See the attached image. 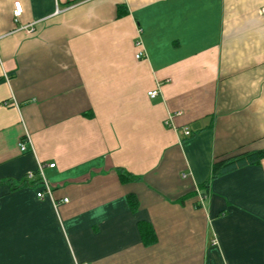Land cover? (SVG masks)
<instances>
[{
    "label": "crops",
    "instance_id": "0c3cea01",
    "mask_svg": "<svg viewBox=\"0 0 264 264\" xmlns=\"http://www.w3.org/2000/svg\"><path fill=\"white\" fill-rule=\"evenodd\" d=\"M263 8L0 0V264H264Z\"/></svg>",
    "mask_w": 264,
    "mask_h": 264
},
{
    "label": "trees",
    "instance_id": "16d2710c",
    "mask_svg": "<svg viewBox=\"0 0 264 264\" xmlns=\"http://www.w3.org/2000/svg\"><path fill=\"white\" fill-rule=\"evenodd\" d=\"M4 81L3 78H0V84ZM261 155L264 154H258V153H243L237 156H232L229 158L217 160L213 166H212V174L211 178H217L223 175H226L228 173H231L233 171H236L240 168H243L245 166L256 164L259 162ZM123 180H130L133 179V177L128 173H121L120 174ZM36 176H39L38 174H34V177L32 179H29L27 176L24 178L23 181H21L16 188H23L27 186H38L42 184V180L39 177V179H35ZM207 183L206 185H208Z\"/></svg>",
    "mask_w": 264,
    "mask_h": 264
},
{
    "label": "built area",
    "instance_id": "2783aa9c",
    "mask_svg": "<svg viewBox=\"0 0 264 264\" xmlns=\"http://www.w3.org/2000/svg\"><path fill=\"white\" fill-rule=\"evenodd\" d=\"M262 11L264 13V8L262 9ZM22 12H23V10H22L21 4L19 2H16L14 4V11H13V15H14V17H15L16 20L18 18H20V16L22 15ZM136 46L140 50L139 53L137 54L136 58L137 59H142L145 56V52H144V50L142 48L141 42H138L136 44ZM148 96H149L150 99H155L158 96V91H152V92L148 93ZM185 135L186 136H189L190 135V132L189 131H186L185 132ZM25 150H26V148H25L24 144H21V151L24 152ZM55 166H56L55 164H49L48 165V167L51 168V169L55 168ZM38 173H39L40 178L42 180V184H41L42 191L38 193V197L39 198H43L45 196V194L51 195L52 194L51 188H50V186L48 184V181L46 180V178L44 176V165L41 164L39 166V172ZM27 177L29 179H32L34 177V174H32V173L31 174H28ZM62 202L67 203L68 200L65 199Z\"/></svg>",
    "mask_w": 264,
    "mask_h": 264
}]
</instances>
